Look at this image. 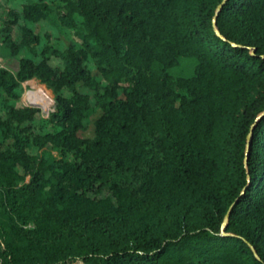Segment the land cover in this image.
<instances>
[{"label":"trees","instance_id":"1","mask_svg":"<svg viewBox=\"0 0 264 264\" xmlns=\"http://www.w3.org/2000/svg\"><path fill=\"white\" fill-rule=\"evenodd\" d=\"M0 2V264H264V0Z\"/></svg>","mask_w":264,"mask_h":264},{"label":"rangeland","instance_id":"2","mask_svg":"<svg viewBox=\"0 0 264 264\" xmlns=\"http://www.w3.org/2000/svg\"><path fill=\"white\" fill-rule=\"evenodd\" d=\"M8 6L6 3L0 2V25L2 23L3 17L6 15V10ZM46 28V24L43 22H40L35 26L36 31H44ZM61 42L66 43L67 41L65 40V37L61 36ZM58 40H53L51 44L53 46L58 45ZM0 65L2 67H5L11 71H15L17 69L18 61L16 57H10V56H3V48L2 45L0 44ZM23 93L20 97V100L23 104L25 105H34L38 108H40V111L43 116H47L50 111L53 110L54 107V99L53 95L51 93V97L47 91V88L43 86L38 80L36 79H31L23 83ZM36 89V90H35ZM35 90V91H34ZM50 91V90H49ZM39 93V99H40V104L33 102V99L30 98L29 93ZM51 92V91H50ZM82 136H87L91 137L93 136V125L91 124L88 128L87 131L81 133Z\"/></svg>","mask_w":264,"mask_h":264},{"label":"water","instance_id":"3","mask_svg":"<svg viewBox=\"0 0 264 264\" xmlns=\"http://www.w3.org/2000/svg\"><path fill=\"white\" fill-rule=\"evenodd\" d=\"M31 106H34V105H31ZM252 134L249 135V144H248V149L250 148V145H251V140H252ZM249 153V150L248 152ZM229 214H230V210L229 212H227L226 216H225V220H224V223H226V221L228 220V217H229ZM253 251L255 252L254 248L252 247ZM256 253V252H255Z\"/></svg>","mask_w":264,"mask_h":264},{"label":"bare ground","instance_id":"4","mask_svg":"<svg viewBox=\"0 0 264 264\" xmlns=\"http://www.w3.org/2000/svg\"><path fill=\"white\" fill-rule=\"evenodd\" d=\"M39 93H29V96H30V98H32L33 99V102H36V103H38V104H40V99H39V95H38Z\"/></svg>","mask_w":264,"mask_h":264},{"label":"built area","instance_id":"5","mask_svg":"<svg viewBox=\"0 0 264 264\" xmlns=\"http://www.w3.org/2000/svg\"><path fill=\"white\" fill-rule=\"evenodd\" d=\"M0 27H1V25H0ZM1 60V59H0ZM0 67H2L1 65H0Z\"/></svg>","mask_w":264,"mask_h":264}]
</instances>
